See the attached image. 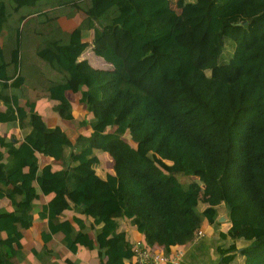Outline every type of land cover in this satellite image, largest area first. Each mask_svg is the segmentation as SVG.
Returning <instances> with one entry per match:
<instances>
[{"label":"trees","instance_id":"trees-1","mask_svg":"<svg viewBox=\"0 0 264 264\" xmlns=\"http://www.w3.org/2000/svg\"><path fill=\"white\" fill-rule=\"evenodd\" d=\"M171 1L0 0V121L26 128L19 142L0 134V197L13 203L0 206V231L20 238L39 187L52 194L41 215L55 231L64 190L115 238L106 264H131L116 216L169 253L223 208L228 243L214 264H264V0ZM62 19L77 23L68 30ZM69 93L92 116L88 134L71 138L36 109L46 95L74 121ZM96 150L112 159L98 189ZM40 153L63 167H39ZM80 233L64 229L62 242L74 250ZM2 247L1 264H18L22 253Z\"/></svg>","mask_w":264,"mask_h":264},{"label":"crops","instance_id":"crops-1","mask_svg":"<svg viewBox=\"0 0 264 264\" xmlns=\"http://www.w3.org/2000/svg\"><path fill=\"white\" fill-rule=\"evenodd\" d=\"M61 22L68 30H72L77 23L74 19H62ZM92 37L93 33L91 29L83 32L82 38L88 39L91 42ZM69 95L73 106L72 114L74 121L61 117L56 110L57 101L46 95L37 100L36 109L38 110V102L48 97V99H52V102H49L50 100L47 101L45 108L47 115L42 117L47 125H60L71 138L78 133L88 134L91 131L89 120L92 116L87 112L85 104L79 100L80 94L69 93ZM3 108L4 104L0 100V109ZM49 117L50 119H47ZM59 117L65 122L59 123ZM81 120H85L86 124L80 125L78 122ZM25 131L26 128H21L17 120L0 121V134L6 140L16 139L19 142L22 140ZM96 151L99 161L95 163V172L91 175L89 181L91 185L98 189L99 187H107L105 173L106 171H112V159L107 151ZM45 163H50L52 168L59 169L63 167L64 162L62 159H56L40 153L39 167H42ZM7 190H14L17 199L21 195L19 187L15 183H9ZM60 193L61 197L68 204V207L54 221V225H56L55 231H49L48 219L46 216L41 215L42 205L48 203L52 194H45L39 187V196L29 208V224L21 229L20 238L15 240L10 235H7L5 231H0V247L3 248L2 245H7L14 250H19L22 253V257L18 264H106V257L101 254V251L107 245L112 244L115 238L97 231L100 225L93 224L90 217L76 210L66 191L61 190ZM12 204L8 196L0 197V206L11 210L13 209ZM222 213L227 214V211L220 208L219 214ZM74 216L82 219V226L75 221ZM115 218L118 222V230L125 232L129 243L137 239H143V233L137 230L128 218L121 215ZM222 222L225 223L219 221L213 223L204 220L200 227L202 230L201 234L195 235L193 239L184 244L172 245L171 249L177 246L182 247L184 250L179 264H214L219 259L218 247L228 243V240H221L219 238V232L226 225L227 221ZM71 226L75 228H79L80 226L81 228V241L74 250H71L62 242L64 229H69ZM124 263L129 264V259H125Z\"/></svg>","mask_w":264,"mask_h":264},{"label":"built area","instance_id":"built-area-1","mask_svg":"<svg viewBox=\"0 0 264 264\" xmlns=\"http://www.w3.org/2000/svg\"><path fill=\"white\" fill-rule=\"evenodd\" d=\"M201 233L202 230L198 229L195 235ZM131 249L133 251L131 264H179L184 253L183 248L177 246L169 253H165L161 249L149 246L143 239L132 242Z\"/></svg>","mask_w":264,"mask_h":264},{"label":"rangeland","instance_id":"rangeland-1","mask_svg":"<svg viewBox=\"0 0 264 264\" xmlns=\"http://www.w3.org/2000/svg\"><path fill=\"white\" fill-rule=\"evenodd\" d=\"M171 2H172V5H174V1L172 0ZM223 55H224V53H223ZM107 65H109V64H107ZM206 71L208 72V69H207ZM48 100H50L49 102H52V99H48V97L43 98V101L38 102V112L41 114V116L43 115L42 117H45V116L47 115V112L45 111V108H46V106H47V101H48ZM47 119H50V117L47 118ZM58 122H59V123H64L65 121L59 117ZM125 136H126V135H125ZM159 160H160L163 164H167V163H164V162H163V159H162V160L159 159ZM165 162H166V160H165ZM221 223H225V222H221ZM238 244H242V242H239ZM240 254H241V253H240ZM240 254H239V256H241ZM240 262H241V258L238 259L237 264H240Z\"/></svg>","mask_w":264,"mask_h":264},{"label":"water","instance_id":"water-1","mask_svg":"<svg viewBox=\"0 0 264 264\" xmlns=\"http://www.w3.org/2000/svg\"><path fill=\"white\" fill-rule=\"evenodd\" d=\"M226 219H227V214L226 213L219 214L218 217H217V221H219V222H222V221H224Z\"/></svg>","mask_w":264,"mask_h":264}]
</instances>
